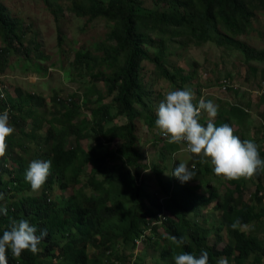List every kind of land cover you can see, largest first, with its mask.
<instances>
[{"label": "trees", "instance_id": "1", "mask_svg": "<svg viewBox=\"0 0 264 264\" xmlns=\"http://www.w3.org/2000/svg\"><path fill=\"white\" fill-rule=\"evenodd\" d=\"M42 1L51 9L52 0ZM142 1L88 0L86 5L72 2L70 9L77 17L88 21L102 18L112 24L104 40L106 42L96 45L101 55L78 50L74 56V68L93 82L84 87L80 105L73 102L74 96L64 100L53 95L50 100L55 108L48 112L51 113L49 116L46 115L44 97L24 94L17 89L18 100H15L0 88V113L9 112L10 124L15 129L7 140L6 157L0 159V170L4 172L7 160L18 165L5 170L8 180L2 185L0 183V193L4 196L0 207L7 209V215L0 214V235L9 228L12 220L20 219H28L37 228V235L47 231V236L38 245L41 250L37 254L25 251L16 259L9 251L8 264H131L135 240L149 227H153L152 235H157L159 226L154 222L163 211L168 213L161 224L165 236L160 238V247L150 246L152 251L158 252L157 264H174V254L183 251L199 255L201 250L208 252L209 264H216L222 256L228 258L229 264L263 263V238L252 229L240 232L230 227L237 217L245 224L264 226V206H261L264 191L260 185L254 191V202H244V179L227 181L217 177L210 164H199L193 155L188 161L190 170L195 164V176L191 181L182 184L172 176L179 164L177 161L172 165L170 179L164 180L165 156L180 150V146L162 140L164 144L159 156L162 166L152 163L149 167L141 163L142 154L135 132L136 122L140 119L144 120L148 130L155 128V109L141 75L143 62L152 64L160 76L173 85L177 84V79L180 87L190 81L189 76L182 74V69L174 74L168 72L162 62L166 55L164 41L146 37L140 28L146 30L150 25L162 33L169 29L181 31L188 40L200 46L213 41L211 33L219 24L227 35L222 37V45L240 52L248 64V72L254 73L256 70L249 63L264 61V50H254L233 38L247 32L256 5H263L264 0H198L200 8L190 11L186 10L187 3L175 0L170 10L155 9L148 15L139 13ZM27 29L0 3V74L8 69L10 54L22 57L24 62L29 60L32 51L23 43ZM57 32L59 44L60 32ZM214 42L220 44V41ZM33 45L36 51L39 46ZM147 47L156 48V52L152 55ZM37 59L40 60L41 56ZM23 71L32 70L24 65ZM261 81L264 83V69ZM98 82L103 83L104 93L96 89ZM262 91L261 97L264 96V88ZM92 97H95L93 102L90 100ZM81 105L89 112L87 117L82 115ZM262 115L264 117V113ZM117 119L120 121L114 123ZM27 120L32 121L35 131L31 127L29 132H24ZM44 123L47 125L44 136L38 135L36 131L41 130ZM222 124L231 126L229 118L216 126ZM71 137L76 141H89L88 149L80 147L78 141L77 146L66 147ZM43 139L50 146H46V150L37 146L38 151L35 149L31 154L33 160L52 161L51 175L40 195L21 197L3 204L10 191L18 193L30 186L25 180L28 165L24 159L30 155L29 146L21 141L31 140L29 142L39 144ZM114 141H117L116 146L112 145ZM16 149L20 151L15 153ZM87 166L90 167L89 174L85 173ZM146 170L154 176L158 186L154 192L148 191V180L142 174ZM84 174L87 177L81 187L65 203L54 206L48 196L53 186L57 184L64 190L70 185H80ZM223 183L228 187L220 193L218 188ZM85 189L88 192H84ZM127 204L129 206L126 207ZM210 205H213L214 212H219L217 226L212 228L207 226L206 219H197ZM210 235L213 237L211 243ZM172 236H187L188 243L177 248L170 241ZM151 240V237L146 239L145 247L149 248ZM222 242L224 246L219 249ZM114 243L118 246L114 247ZM89 245L98 250L93 259L87 254ZM125 251H129V255Z\"/></svg>", "mask_w": 264, "mask_h": 264}, {"label": "rangeland", "instance_id": "2", "mask_svg": "<svg viewBox=\"0 0 264 264\" xmlns=\"http://www.w3.org/2000/svg\"><path fill=\"white\" fill-rule=\"evenodd\" d=\"M51 9L47 8L42 0H0V3L6 9V12L11 16L19 19L28 29L24 35V46H28L32 53L29 60H25L22 57H17L14 54H10L8 57V69L4 74H0V88L3 86L6 89H2L4 94H9L13 99L18 100L15 90L19 89L24 94L34 93L40 95L46 100V115L49 111H53L55 106H52L50 100L53 95L59 96L61 99L74 96L73 102L80 105L82 100L81 95L86 85H91L93 82L85 75H80L79 70L75 69L72 62L74 56L78 50L83 52L90 51L93 54L101 55V50L96 48V45L103 44L107 37V32L111 27V23L105 21L102 18H96L92 21L86 20V18L77 17L70 9L73 1L86 5L88 0H52ZM175 0H143L142 6L139 9L141 15H148L155 9L159 11L170 10ZM176 2H184L188 4L187 11L197 10L200 8L198 0H176ZM55 14V15H53ZM251 26L248 28L245 34L234 37L233 39L239 41L254 50H264V4H257L254 10L253 16L250 18ZM141 27V26H140ZM149 28L144 30L140 28V31L146 36L154 40L162 39L166 46V55L162 62L168 72L174 74L178 69L183 70V75L189 76L190 81L180 87L179 80L177 84L173 85L169 81L165 80L157 72L155 67L149 62L142 63L141 75L144 84L149 89L152 105L155 109L154 115L156 117V110L159 103L164 99L166 92L170 90H183L190 89L195 96V103H198L201 97L205 100L210 98L218 100L224 92L221 90L223 85H232L245 97L252 98L258 101L257 94L253 91H260L264 88V84L261 81V74L264 69V61L256 62L252 61L249 64L255 68L256 72H248V64L244 62V57L240 52L230 48L229 46L222 45L224 42L223 36H227L221 25L215 26V32L211 33L213 41H208L200 46L193 43L192 40H188L187 35H184L181 31H175L169 29L167 32H160L159 30L148 26ZM60 32V43L58 44V32ZM28 41L38 44V49L33 50V43L29 44ZM214 41H220L216 43ZM109 44V43H108ZM149 53L152 55L156 52V48L147 47ZM35 52V53H34ZM37 56H41V59H37ZM24 65H27L31 72L23 71ZM38 66V70H36ZM96 89L104 93L103 83L98 82L95 84ZM95 97L90 100L93 102ZM105 102H108L106 100ZM254 106L250 108L251 111L257 114L263 120L261 111L256 107V102H253ZM82 108V105L80 106ZM82 115H89V112L82 108ZM87 117V116H86ZM120 120H115L114 123H118ZM260 124L259 120H256ZM30 120H27L26 132L31 129ZM44 128L46 124L43 125ZM44 133V129L42 130ZM136 136L138 137L139 144L138 149L142 154L141 163L151 166L155 163L158 166H162L160 159V150L164 142L160 138L158 129L153 128L148 130L143 119L136 122ZM15 139H18L16 134ZM80 147L88 149L89 141L85 139L77 140ZM77 141L74 137H71L66 147L77 146ZM21 143L27 144L28 142ZM32 148L39 146L41 150L46 148V141L39 142V144L33 145ZM117 141H114L112 145L116 146ZM30 146V147H31ZM113 148V147H112ZM19 152V150L17 149ZM183 154L174 156L169 154L165 156L164 171L162 173V179L169 180L171 177V169L174 162H185L188 164L190 154L180 150ZM185 154V155H184ZM10 161V160H9ZM119 163V161H117ZM8 169L11 168L10 163H7ZM5 168V167H4ZM90 167L87 166L85 173L89 174ZM7 170V168H5ZM0 170L2 174L1 185L8 180L7 172ZM86 174L81 177V184L77 186H67L62 190L57 184H55L48 196L52 199L54 206L61 205L67 201L76 189L86 181ZM144 178L148 180V191H156L158 188L154 176L149 170L142 172ZM248 182V180H246ZM221 184L218 188L220 193H223L228 187ZM260 185L262 191H264V180L255 182L246 186L243 191L242 201L254 202V191ZM84 192H88L85 189ZM41 191L33 192L30 186L20 192L10 191L7 194V198L3 201V204L8 202H15L21 197H35L39 196ZM13 195H16L15 197ZM129 206L128 204L126 207ZM264 206V203H261ZM213 205L208 206L201 212V215L197 218L201 220L206 219L208 227L217 226L219 221V212H214ZM166 212V211H165ZM167 216L168 213L166 212ZM194 219L193 217H191ZM51 222V220H50ZM251 231H254L264 240V226L260 224L250 225ZM249 232V231H247ZM157 235L153 236L149 233V236H153V242L149 243V248L143 245L139 246V249H135L134 256L131 264H157L158 252L152 251L150 246H161V236L164 237L162 228H158ZM212 235V234H211ZM210 235L209 242L213 241V237ZM224 236V234H223ZM118 244L114 243V247ZM224 242L218 245L219 249H222ZM129 255V251H125ZM98 250L92 246H88L87 254L90 259L96 256ZM236 253V252H235ZM128 258H130L128 256ZM264 260V259H263ZM55 263V260H53ZM264 264V261L263 263Z\"/></svg>", "mask_w": 264, "mask_h": 264}, {"label": "clouds", "instance_id": "3", "mask_svg": "<svg viewBox=\"0 0 264 264\" xmlns=\"http://www.w3.org/2000/svg\"><path fill=\"white\" fill-rule=\"evenodd\" d=\"M194 101V93L187 88L166 92L156 110L155 127L159 134L169 144L185 146L184 151L197 157L199 164H210L214 174L224 180H251L264 173V158L260 155L259 145L251 139L241 140L228 124L216 126L214 120L218 115V105L213 101H206L203 97L198 103ZM203 113H206L208 117L206 126L200 122ZM14 132L15 129L10 124L9 112L5 110L0 113V159L6 157L7 140ZM7 161L11 168L17 167L11 160ZM8 165L5 164L4 167L8 169ZM51 167V160L35 159L29 163L25 172V180L30 184L33 192L43 189L51 175ZM194 169L195 164L190 170L187 163L180 162L172 176L182 184L187 183L194 178ZM3 199L4 196L0 193V200ZM0 214L7 215V209L0 207ZM159 215L161 218L158 217ZM159 215H157V222L161 219L163 221L167 216L164 211ZM162 221L158 228L162 226ZM230 227L240 232L251 230L250 225L243 223L238 217L234 218ZM149 228H146L135 240L136 249H139L148 237H151V242H153L155 235L149 236V233L152 234L153 227ZM36 233L37 228L28 219L12 220L9 228L0 235V264H8L7 253L9 251L16 259H19L25 251L33 255L37 254L41 250L38 245L47 236V231H41L40 235ZM170 241L177 248H181L188 243V237L172 236ZM173 260L174 264H209V254L206 250H201L199 255L182 251L174 254ZM216 264H229V260L222 256L217 259Z\"/></svg>", "mask_w": 264, "mask_h": 264}, {"label": "crops", "instance_id": "4", "mask_svg": "<svg viewBox=\"0 0 264 264\" xmlns=\"http://www.w3.org/2000/svg\"><path fill=\"white\" fill-rule=\"evenodd\" d=\"M253 93L257 94L258 101H256L255 99L253 100L252 98L250 99L248 97H245L242 93H240L237 89H235L234 86L231 85L230 90L228 92H224V94L221 95V98L218 97L219 98L218 100L213 99V98H210L208 100H211L216 105H218V115L215 118L214 123L217 124L223 121V119L229 118L230 123H231L230 125L233 128L234 134L239 136L241 140L251 139L255 141L259 145V151H260L261 157L264 158V117L262 115L263 117V120H262L260 117H257V114L255 112L250 110V108L254 106L253 102H256V107L259 108L264 113V96L261 97L258 90L253 91ZM229 110H230V113L228 112ZM207 120H208L207 114L203 113L200 122L202 124H205L206 126ZM256 120H259L260 124L257 123ZM42 125H41L42 129L37 130L36 132L38 135L44 136V133H42V130L45 128ZM29 127L30 128L32 127V121L30 122ZM27 128L28 126L25 127L24 132H26ZM35 129L36 128L33 129L32 127V131H35ZM28 130L30 131V129ZM29 141L31 140L25 141V142H28L27 143V145L29 146L28 152L30 154L29 156L24 157L27 165H29V163L33 160V155L31 154L32 153L34 154L35 151L37 150L36 147L32 148L31 146L32 144ZM43 141H46V139H43ZM36 144H37L36 142L33 143V145H36ZM49 144L50 143H46L45 146H48ZM46 149L47 147L44 150ZM14 152L18 153L17 149ZM179 154H183V153L178 150L172 155L178 156ZM14 164L17 165V163L15 162ZM261 180H264V173L259 174L254 179L248 180V182L244 180V184L246 183V186L254 182L257 184L258 181H261Z\"/></svg>", "mask_w": 264, "mask_h": 264}, {"label": "built area", "instance_id": "5", "mask_svg": "<svg viewBox=\"0 0 264 264\" xmlns=\"http://www.w3.org/2000/svg\"><path fill=\"white\" fill-rule=\"evenodd\" d=\"M263 84H264V83H263ZM226 88H228V85H223V86H221V90H222V91H226ZM2 89H6V87L3 86ZM262 92H263L262 90L259 91V93H262ZM1 97H3V94L1 95ZM160 138H161L163 141H167V140H166L165 138H163L161 135H160ZM180 146H181V149L184 151V147H185V146H183V145H180ZM184 152L188 153L187 151H184ZM188 154L191 155V153H188ZM259 195H261V193H260ZM158 217L161 218V215H159ZM161 221H162V219L159 220L158 222H155L154 224L159 225V224L161 223ZM148 230H150V228H149Z\"/></svg>", "mask_w": 264, "mask_h": 264}]
</instances>
